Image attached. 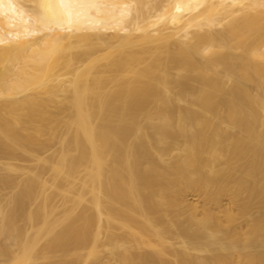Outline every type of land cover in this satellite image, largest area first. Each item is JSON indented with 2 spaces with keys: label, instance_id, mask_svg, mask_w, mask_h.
Returning a JSON list of instances; mask_svg holds the SVG:
<instances>
[{
  "label": "bare ground",
  "instance_id": "1",
  "mask_svg": "<svg viewBox=\"0 0 264 264\" xmlns=\"http://www.w3.org/2000/svg\"><path fill=\"white\" fill-rule=\"evenodd\" d=\"M0 264H264V0H0Z\"/></svg>",
  "mask_w": 264,
  "mask_h": 264
},
{
  "label": "rangeland",
  "instance_id": "2",
  "mask_svg": "<svg viewBox=\"0 0 264 264\" xmlns=\"http://www.w3.org/2000/svg\"><path fill=\"white\" fill-rule=\"evenodd\" d=\"M191 199H194L196 196L194 194H190L189 196Z\"/></svg>",
  "mask_w": 264,
  "mask_h": 264
}]
</instances>
